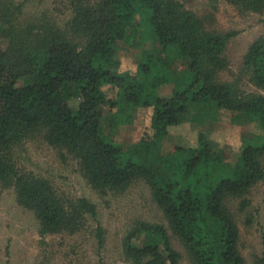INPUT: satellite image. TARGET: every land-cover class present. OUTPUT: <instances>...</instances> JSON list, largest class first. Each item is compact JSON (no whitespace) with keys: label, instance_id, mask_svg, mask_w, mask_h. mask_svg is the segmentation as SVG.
Returning <instances> with one entry per match:
<instances>
[{"label":"trees","instance_id":"1","mask_svg":"<svg viewBox=\"0 0 264 264\" xmlns=\"http://www.w3.org/2000/svg\"><path fill=\"white\" fill-rule=\"evenodd\" d=\"M25 1L0 0V185L33 212L39 235H73L96 220L97 210L85 197L62 198L20 163L18 146L37 136L61 157L71 155L101 195L136 178L147 184L167 227L135 221L122 239L126 261L179 264L168 228L190 264H246L228 203L245 212L251 186L264 179V95L238 83L244 76L264 89V37L250 43L236 78L224 80L223 51L235 32L210 30L179 0H61L67 15L60 22L47 13L26 15ZM225 1L240 14L264 12V0ZM119 46L139 50L135 68L117 70ZM109 88L114 98H107ZM145 107L152 109L149 137L126 146L113 141ZM221 111L233 124L257 122L261 129L244 138L234 162L201 133L195 147L161 152L170 126H202ZM96 238L101 247L99 224Z\"/></svg>","mask_w":264,"mask_h":264},{"label":"rangeland","instance_id":"2","mask_svg":"<svg viewBox=\"0 0 264 264\" xmlns=\"http://www.w3.org/2000/svg\"><path fill=\"white\" fill-rule=\"evenodd\" d=\"M22 1V0H18ZM186 8L198 14L212 31L224 34L235 32L224 47L228 60L226 69L219 72L224 80L236 78L243 56L250 43L264 37V12L240 14L225 0H179ZM25 14L38 16L47 13L60 22L67 14L61 0H26ZM4 47L6 42L0 38ZM118 71L135 68L139 50L119 46ZM234 74V75H233ZM239 86L247 91L264 95L247 82L244 76ZM107 98H114L115 88L106 90ZM103 110H107L104 106ZM150 107L137 108L132 122L119 126L112 134L118 145L126 146L151 134ZM231 114L221 111L216 121L198 126L183 123L168 128L162 140L161 152L169 153L177 146L197 145L198 134L204 135L214 151H221L225 159L234 162L239 155L244 138L261 134L257 122L233 124ZM104 124L105 134L109 130ZM20 163L53 184L64 199L85 197L96 205V220L88 218L81 231L40 236L38 223L32 211L17 203L14 189L0 185V264H131L122 255V239L135 221L143 220L167 227L166 220L152 200L150 189L142 179H133L121 192L101 195L86 182L77 161L69 154L60 156L57 149L48 146L37 136L17 148ZM250 205L245 212L236 203H228L238 229V250L246 264L264 259V179L251 186L247 194ZM103 231V245L98 246L96 227ZM171 245L180 254L179 264H190L181 242L167 228Z\"/></svg>","mask_w":264,"mask_h":264}]
</instances>
